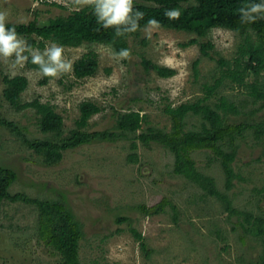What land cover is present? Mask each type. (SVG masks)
Masks as SVG:
<instances>
[{"label": "rangeland", "instance_id": "rangeland-1", "mask_svg": "<svg viewBox=\"0 0 264 264\" xmlns=\"http://www.w3.org/2000/svg\"><path fill=\"white\" fill-rule=\"evenodd\" d=\"M81 7L74 0H0V11L8 13L6 23H27L34 18L44 21L58 15L72 20ZM192 38H196L194 33L145 26L128 38L127 58H121L108 44L60 46L72 67L83 55L92 53L97 70L78 79L71 68L43 85L39 83L40 71L30 68L28 61L22 68L11 69L14 57L8 63L0 57V112L18 130L0 126V165L16 173L7 191L32 199L63 201L81 226L79 259L84 264H260L264 233L254 234L253 230H264V222L254 221L264 220V107L260 101L254 102L248 87L222 76L227 66L217 61L223 58L233 67L243 36L223 28L210 30L203 38L212 43L209 56L202 54L197 44L182 45ZM53 44L45 41L39 51L43 53ZM143 58L176 73L161 77L152 69L145 70ZM12 71L27 79L21 102L37 99L62 117L58 134L40 129L34 108L17 111L5 100L3 77H13ZM263 76L249 71L245 82ZM217 79L221 83L203 103L216 109L224 123L242 125L232 138L217 142L223 152L234 155L230 185L226 186L220 159L211 150H194L190 157L239 214H230L222 201L175 174L174 155L168 149L137 138L140 132H149L148 128L169 132L172 124L165 107L203 98L204 84L214 85ZM221 97L238 112L216 108ZM82 101L93 102L101 110L78 127ZM130 110L143 116L135 132L117 125L118 114ZM182 123L184 131L209 127L201 115L191 112ZM76 129L109 135L68 148L59 161L50 164L24 142H60ZM163 198L168 203L160 213L145 215L137 209L139 204L151 206ZM37 215L33 203L0 201V264H61L58 253L39 239ZM120 216L127 219L118 222ZM132 230L142 239L137 240Z\"/></svg>", "mask_w": 264, "mask_h": 264}, {"label": "trees", "instance_id": "trees-1", "mask_svg": "<svg viewBox=\"0 0 264 264\" xmlns=\"http://www.w3.org/2000/svg\"><path fill=\"white\" fill-rule=\"evenodd\" d=\"M259 3H264V0H133V12L140 11L144 13V17L138 21L139 27L135 32L125 33L120 36L116 35L115 28L105 29L98 24L97 17L94 14V6L92 5H85L74 11L75 17L72 20L58 15L44 21H38L34 18L27 23L7 22L6 27L15 26L18 37H23L27 45L32 49L43 50L45 41L67 47H76L86 42L108 44L120 53L123 49H127L129 52L128 38L136 35L141 28L149 26V19H155L159 22V28L194 33L196 38H192L182 45L197 44L200 52L207 56L210 55L208 50L212 48V43L204 41L203 38L214 28L227 29L243 36V40L238 48V57L235 58L233 67L229 65L228 61L218 58L217 61L221 66H227L222 70L221 75L231 78L239 86L248 87L254 102L260 101V107H264V76L262 79H256L249 84L245 82V77L249 71H252L255 75H264V18H257L255 22L245 23L242 22V13L239 11L242 7ZM48 4L66 9L64 5L56 2H49ZM172 10L180 12L179 19H168L166 17L165 12ZM253 15L264 17V13ZM250 31L253 33L254 38L249 33ZM199 38L202 40H199ZM197 61V59L194 61V65ZM28 65L30 68L39 70L38 65L31 62V58L28 59ZM142 65L145 70L152 69L161 77H170L176 73L172 68L159 66L145 58L142 59ZM96 70L97 62L92 53L83 55L74 62L72 67V73L78 79L92 76ZM52 78L41 74L39 83L42 85L46 84ZM220 80L217 79L214 85L204 84L206 96L197 99L195 102H184L175 107L170 105L165 107L164 111L169 116L172 124L169 132L154 131L148 128L149 132H140L137 138L145 144L148 141H154L168 149L174 155L173 172L175 174L181 175L195 183L206 195L222 201L224 208L230 214H239V211L232 208L229 198L216 189L213 179L195 168L194 161L190 157L191 151L200 149L211 150L220 159L221 167L226 177V186L230 185L231 177H233L230 162L234 155L223 152L217 142L222 141L225 137L232 138L233 134L238 133L242 129V125L224 123L216 109L203 103L215 92L216 86L221 83ZM3 82L5 85L3 97L15 110L34 108L38 115L39 127L43 132H53L55 134L60 132L62 117L54 112L49 104L42 103L37 99L30 102H21L20 94L27 86L26 77L21 75L4 76ZM215 106L216 108L238 112L232 103L228 104L226 102L224 97H221L220 104ZM100 110L101 108L95 103L82 101L79 104L80 115L76 121L77 126L86 125L91 115ZM188 112L201 115L207 121L209 127L204 126L199 132L184 131L182 122ZM142 118L143 116L138 111H126L118 114L117 125L125 131L135 132L140 128ZM0 126L18 131L12 121L2 117L1 112ZM108 135L105 131L85 132L76 129L71 130L70 135L62 138L60 142L38 139H24V142L29 148L40 154L46 163L50 164L59 161L64 150L87 143L96 136L106 138ZM131 147H135L133 142ZM132 157L135 158V154ZM15 179L16 173L12 169L0 165V201L8 199L33 203L38 210L39 239L58 253L61 264H84L79 259V240L82 236L81 226L64 202L61 200L32 199L22 193L11 195L7 190ZM167 203L168 201L163 198L151 206L139 204L137 209L145 215H153L163 211L164 205ZM126 219V217L120 216L117 221L121 222ZM254 221L256 223L264 222V220L258 218H255ZM132 232L137 240L142 239L140 233L134 230ZM253 233H264V230L258 228L253 230ZM141 246L143 247V243H141ZM259 259L260 264H264V241Z\"/></svg>", "mask_w": 264, "mask_h": 264}, {"label": "clouds", "instance_id": "clouds-1", "mask_svg": "<svg viewBox=\"0 0 264 264\" xmlns=\"http://www.w3.org/2000/svg\"><path fill=\"white\" fill-rule=\"evenodd\" d=\"M74 3L79 6H94L98 24L105 29L115 28L117 36L135 32L139 27L138 21L144 17V13L140 11L133 12V0H74ZM239 11L242 13V22H255L257 18H264L253 15L264 13V3L251 4L240 8ZM7 15L6 11H0V57L5 63L14 57V60H11V69L22 68L28 61V55H25L28 53L31 56V62L38 65L43 76L55 78L61 73L71 71V63L63 58L62 47L53 44L51 47H46L43 53L33 50L24 39L18 37L15 26L6 27ZM165 15L168 19H179L180 12L178 10L166 11ZM148 25L158 27L159 22L149 19ZM118 55L121 58H127L129 52L123 49ZM10 75L14 76L15 72L12 71Z\"/></svg>", "mask_w": 264, "mask_h": 264}]
</instances>
